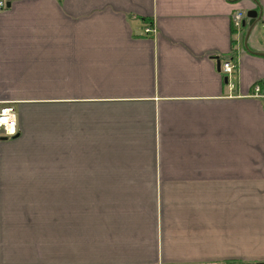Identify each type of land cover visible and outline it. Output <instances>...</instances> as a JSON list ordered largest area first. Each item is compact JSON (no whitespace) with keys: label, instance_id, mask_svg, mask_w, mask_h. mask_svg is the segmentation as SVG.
Segmentation results:
<instances>
[{"label":"crops","instance_id":"obj_1","mask_svg":"<svg viewBox=\"0 0 264 264\" xmlns=\"http://www.w3.org/2000/svg\"><path fill=\"white\" fill-rule=\"evenodd\" d=\"M5 2L0 264H264V0Z\"/></svg>","mask_w":264,"mask_h":264},{"label":"built area","instance_id":"obj_2","mask_svg":"<svg viewBox=\"0 0 264 264\" xmlns=\"http://www.w3.org/2000/svg\"><path fill=\"white\" fill-rule=\"evenodd\" d=\"M7 8V3L5 0H0V11L5 10ZM247 19L246 12L244 10H237L231 15V24L234 32L238 34V36L243 33V23ZM146 35H153L156 33V29L153 26L146 27L144 30ZM221 70L228 77L232 76L236 72V65L233 63L231 59L225 60L221 65ZM229 86H234L233 84H229ZM254 91L259 96L261 87L256 85ZM18 121L17 114L15 108L10 104H3L0 106V133L3 136L8 138L14 137L18 134Z\"/></svg>","mask_w":264,"mask_h":264},{"label":"water","instance_id":"obj_3","mask_svg":"<svg viewBox=\"0 0 264 264\" xmlns=\"http://www.w3.org/2000/svg\"><path fill=\"white\" fill-rule=\"evenodd\" d=\"M9 5V4H8ZM247 19L243 23V26H248L247 34H246V40L250 36L251 32L255 29L257 24L260 23L261 18H262V12L258 13L256 10H249L247 13ZM248 21V22H247ZM259 55H264V54H259ZM220 61L218 62V67L220 68Z\"/></svg>","mask_w":264,"mask_h":264}]
</instances>
